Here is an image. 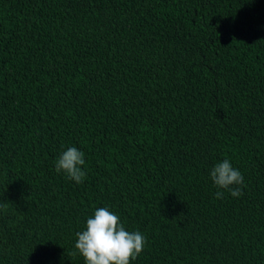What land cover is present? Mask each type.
<instances>
[{"label":"trees","instance_id":"1","mask_svg":"<svg viewBox=\"0 0 264 264\" xmlns=\"http://www.w3.org/2000/svg\"><path fill=\"white\" fill-rule=\"evenodd\" d=\"M100 207L131 264H264V0H0V264H84Z\"/></svg>","mask_w":264,"mask_h":264},{"label":"clouds","instance_id":"2","mask_svg":"<svg viewBox=\"0 0 264 264\" xmlns=\"http://www.w3.org/2000/svg\"><path fill=\"white\" fill-rule=\"evenodd\" d=\"M84 155L75 147L68 148L56 160L55 170L80 184L86 175L82 170ZM209 176L218 189L228 190L233 197L243 195L244 177L229 160L218 162ZM215 197L223 199V192L217 191ZM145 243L140 231L126 230L118 214L100 207L86 220L84 230L76 233L74 247L84 264H131L144 250Z\"/></svg>","mask_w":264,"mask_h":264}]
</instances>
